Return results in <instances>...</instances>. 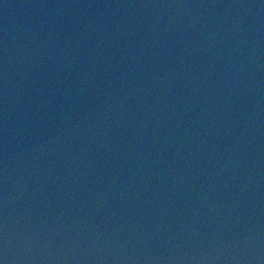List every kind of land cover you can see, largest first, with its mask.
<instances>
[{
	"label": "water",
	"instance_id": "95a60500",
	"mask_svg": "<svg viewBox=\"0 0 264 264\" xmlns=\"http://www.w3.org/2000/svg\"><path fill=\"white\" fill-rule=\"evenodd\" d=\"M2 264H264V0H0Z\"/></svg>",
	"mask_w": 264,
	"mask_h": 264
},
{
	"label": "snow or ice",
	"instance_id": "6c2138e0",
	"mask_svg": "<svg viewBox=\"0 0 264 264\" xmlns=\"http://www.w3.org/2000/svg\"><path fill=\"white\" fill-rule=\"evenodd\" d=\"M0 264H2V261H0Z\"/></svg>",
	"mask_w": 264,
	"mask_h": 264
}]
</instances>
